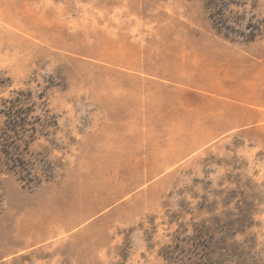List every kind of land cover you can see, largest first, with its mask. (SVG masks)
I'll use <instances>...</instances> for the list:
<instances>
[{
    "label": "rangeland",
    "instance_id": "rangeland-1",
    "mask_svg": "<svg viewBox=\"0 0 264 264\" xmlns=\"http://www.w3.org/2000/svg\"><path fill=\"white\" fill-rule=\"evenodd\" d=\"M258 56L264 0H0V264H264Z\"/></svg>",
    "mask_w": 264,
    "mask_h": 264
},
{
    "label": "crops",
    "instance_id": "crops-1",
    "mask_svg": "<svg viewBox=\"0 0 264 264\" xmlns=\"http://www.w3.org/2000/svg\"><path fill=\"white\" fill-rule=\"evenodd\" d=\"M252 68L257 75V81L264 87V56H258L256 61L252 62Z\"/></svg>",
    "mask_w": 264,
    "mask_h": 264
},
{
    "label": "trees",
    "instance_id": "trees-1",
    "mask_svg": "<svg viewBox=\"0 0 264 264\" xmlns=\"http://www.w3.org/2000/svg\"><path fill=\"white\" fill-rule=\"evenodd\" d=\"M252 39H253V38H252ZM13 115H14V117H16V118L19 117L18 114H13Z\"/></svg>",
    "mask_w": 264,
    "mask_h": 264
}]
</instances>
